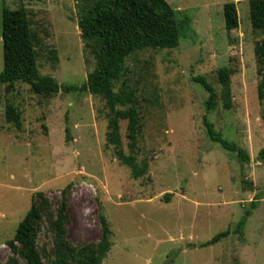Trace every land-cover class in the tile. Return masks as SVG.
I'll return each instance as SVG.
<instances>
[{"label":"rangeland","instance_id":"rangeland-1","mask_svg":"<svg viewBox=\"0 0 264 264\" xmlns=\"http://www.w3.org/2000/svg\"><path fill=\"white\" fill-rule=\"evenodd\" d=\"M248 1L166 0L179 18L190 19L191 31L182 33L177 49L146 50L127 60L126 81L139 99L142 124L136 159L148 164L139 179L107 141L108 110L100 99L86 92L44 98L22 83L10 93L1 89L0 264L11 254L6 243L32 196L42 193L54 203L63 191L71 243H98L99 218L106 219L112 248L103 264H264V102L254 57L260 37L252 31ZM227 3H235L239 16L230 33ZM4 6L23 7L39 34L41 76L60 85L86 81L95 61L81 39L75 0H0V74ZM222 70L231 71L229 108L218 79ZM196 76L218 95L209 114L207 93L192 81ZM8 104L20 112V129L6 122ZM205 116L248 162L210 141ZM127 126L120 122L123 151L130 155ZM165 195H171L168 202ZM226 231L228 237L204 246ZM38 243L51 248L46 229Z\"/></svg>","mask_w":264,"mask_h":264},{"label":"trees","instance_id":"trees-1","mask_svg":"<svg viewBox=\"0 0 264 264\" xmlns=\"http://www.w3.org/2000/svg\"><path fill=\"white\" fill-rule=\"evenodd\" d=\"M79 20L78 29L87 54L95 61L94 69L79 86L60 85L38 71L37 48L41 45L39 34L33 30L27 12L23 7L12 10L4 6L2 10L3 71L0 74V92L4 87L10 93L18 83L26 84L33 94L51 98L60 92L64 94L83 93L104 102L108 120L107 141L115 149L120 163L131 169L134 179L146 174L148 164L137 163L138 137L142 130L139 114V99L126 81L129 70L127 60L133 55L152 50L161 52L177 49L184 31H191V21L179 18L177 12L166 0H75ZM249 20L252 31L260 40L254 45L260 102H264V0H249ZM225 29L228 33L239 26V16L235 3L223 7ZM230 70L218 73L223 88L222 98L226 108L230 104ZM192 81L208 95L205 102L207 114L217 108L218 95L203 76ZM5 119L17 129L21 128L18 109L8 104ZM127 121V139L130 155L123 151L120 122ZM204 126L211 142L222 150L235 155L241 162L249 161L248 155L234 143L226 140L214 129L207 116ZM259 160L264 162V148L259 151ZM68 192L63 191L56 202L42 193L32 196L29 212L19 223L12 240L6 243L10 256L5 264H103L112 243L111 231L100 216L102 236L98 243L73 244L67 239ZM171 195H165L168 202ZM255 203L251 204L254 209ZM250 212L246 213V217ZM246 219L238 225V232ZM44 229L51 234V248L40 247L38 239ZM229 231L215 236L204 246L213 245L228 237Z\"/></svg>","mask_w":264,"mask_h":264}]
</instances>
